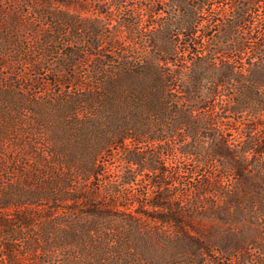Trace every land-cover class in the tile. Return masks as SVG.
<instances>
[{"label":"trees","instance_id":"16d2710c","mask_svg":"<svg viewBox=\"0 0 264 264\" xmlns=\"http://www.w3.org/2000/svg\"><path fill=\"white\" fill-rule=\"evenodd\" d=\"M5 1L17 40L0 21V53L35 40L43 54L65 50L61 67L86 64L76 118L116 138L135 166L123 184L158 175L142 203L110 212L85 197L83 222L47 214L46 260L78 240L120 264H264V0H7L8 12ZM143 138L153 151L125 143ZM132 239L147 244L136 258Z\"/></svg>","mask_w":264,"mask_h":264},{"label":"rangeland","instance_id":"374dc122","mask_svg":"<svg viewBox=\"0 0 264 264\" xmlns=\"http://www.w3.org/2000/svg\"><path fill=\"white\" fill-rule=\"evenodd\" d=\"M12 4L6 0L4 11L8 12ZM0 21L5 28L2 34L16 43V33L7 18ZM23 42L20 52L9 47L0 53V219L10 224L0 225V264H57L48 262L42 252L48 240L46 229L52 228L43 220L47 214L63 211L64 222L69 224L70 215L76 212V219L83 222L81 213L90 209L85 197L108 205L105 209L110 212L116 202L119 206L142 203L158 175L146 171L123 184L121 170L133 172L135 166L123 162L116 138L84 128L75 115L79 90L74 80L89 67H61L65 50L43 54L35 40ZM125 143L134 151L154 150L146 138L139 143L127 139ZM97 164L100 174L94 177ZM73 193L74 201L70 198ZM21 219L29 222L26 227L22 228ZM148 223L150 228L158 227L153 220ZM103 225L109 226L106 222ZM128 246L130 252L137 251L130 258H136L147 244L132 239ZM105 247H86L82 241L71 240L57 260L59 264H120L119 260H103L99 253ZM125 264L148 262L134 259Z\"/></svg>","mask_w":264,"mask_h":264}]
</instances>
